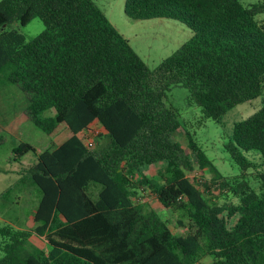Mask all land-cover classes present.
I'll return each instance as SVG.
<instances>
[{
    "label": "trees",
    "instance_id": "obj_1",
    "mask_svg": "<svg viewBox=\"0 0 264 264\" xmlns=\"http://www.w3.org/2000/svg\"><path fill=\"white\" fill-rule=\"evenodd\" d=\"M123 11L131 19L178 20L192 35L150 69L94 0H0V83L29 93L31 121L50 140L44 150L22 141L13 149L18 183L29 182L39 196L34 228L0 223V264H196L202 256L211 258L207 264H264L262 6L124 0ZM33 17L44 28L28 41L7 29ZM173 86L186 88L202 119L215 121L261 98L225 144L238 174L220 173L187 129L185 147L175 139L183 125L165 103ZM94 121L107 141L88 149L79 133ZM63 132L67 138L54 147ZM193 161L203 190L188 177ZM157 163L165 165L161 181L145 173ZM140 186L180 216L163 219L135 201ZM213 188L235 200L207 197ZM32 235L45 247L28 251Z\"/></svg>",
    "mask_w": 264,
    "mask_h": 264
},
{
    "label": "rangeland",
    "instance_id": "obj_2",
    "mask_svg": "<svg viewBox=\"0 0 264 264\" xmlns=\"http://www.w3.org/2000/svg\"><path fill=\"white\" fill-rule=\"evenodd\" d=\"M240 1L244 5L257 3L262 6V11L256 15V20L260 24L264 23V0ZM94 2L100 7L114 28L129 41L131 47L150 69L155 68L182 43L189 40L192 35L191 30L184 23L175 19L151 18L141 20L128 18L123 11L124 0H94ZM43 28L42 21L37 17L31 18L24 26H21L18 22H12L7 26L9 30H17L24 36L26 41L39 34ZM28 97L29 93L22 91L19 86L0 83V130L6 128L12 132L0 134V193L4 190L9 191V198L5 200L9 207L2 206L3 201L0 200V217L12 220L22 228L32 229L35 226L33 208L37 202L36 197L39 196V192L35 187L29 186V182L16 183L17 175L13 170L19 169V163L12 159L13 149L18 142H27L39 149H43L47 144V135L31 121L27 111ZM188 98L189 92L182 86H173L167 92L165 103L177 109L179 121L183 125L174 131L175 139L185 147V130L187 129L194 135L195 141L220 173L229 177L238 174L240 167L230 157L225 144L231 136L233 124L255 112L261 105V98L235 105L218 121L211 118L202 119L200 107L191 103ZM47 113L51 114L50 111ZM89 129L94 135L95 142L98 143L96 148L103 146L107 138L103 135L101 126L93 123L89 126ZM32 155V153L25 155L22 162L25 164L32 158ZM193 164L194 171L187 172L188 177L190 181L203 190L202 180L198 176L194 177L198 166L194 161ZM145 173L149 178L161 181L160 173L165 174V165L163 163L154 164ZM204 173L207 179L211 178L212 173L208 168H204ZM249 181L257 191H260L258 182L253 177L249 178ZM97 191L98 186L91 187L93 196L96 195ZM13 194H20L18 195L19 198L15 200V206L12 204L14 202ZM217 195L218 190L213 188L207 194V197L210 196L215 201L220 200V202L235 200L230 195H218L217 199ZM133 198L135 201L143 203L146 209L155 210L163 219H174L180 216L177 212L174 213L161 207L155 194L144 186L135 189ZM35 246L38 245L32 241L26 243L28 251H31ZM210 261L209 256H202L196 264H207Z\"/></svg>",
    "mask_w": 264,
    "mask_h": 264
},
{
    "label": "crops",
    "instance_id": "obj_3",
    "mask_svg": "<svg viewBox=\"0 0 264 264\" xmlns=\"http://www.w3.org/2000/svg\"><path fill=\"white\" fill-rule=\"evenodd\" d=\"M94 123H96V124H98V125H100V123L98 122V121H94ZM101 126V125H100ZM102 128V127H101ZM5 132H11L10 130H8V129H6V128H1V130H0V134H2V133H5ZM102 132L104 133V130L102 129ZM12 133V132H11ZM81 133V132H80ZM80 133H79V136H80ZM67 136H68V133L67 132H63L60 136H58L55 140H54V142H55V144H54V147H56V145L57 144H59L61 141H63V140H65L66 138H67ZM106 137V136H105ZM46 142H47V144L45 145V147L43 148V149H41V150H44V149H47L48 147H49V142H50V140H49V138L47 137V140H46ZM33 145V144H32ZM23 158H24V156L22 157V158H20V160H21V162H22V160H23ZM30 160V159H29ZM28 160V161H29ZM27 161V162H28ZM17 162V161H16ZM18 163V162H17ZM20 164H19V169H14L13 170V172L17 175V182L16 183H18V179L20 178V172H19V170H20ZM0 171H1V169H0ZM20 183V182H19ZM21 190V189H20ZM14 195V197H13V201L14 202H12V204L15 206L16 205V203H15V200L16 199H18L19 198V196L18 195H20V194H13ZM38 197V196H37ZM36 197V199H37V202H38V198ZM7 198H9V191L8 190H4L2 193H0V200H2L3 202H2V206H4V207H9V205L5 202V200L7 199ZM37 202H36V204H35V206L37 205ZM35 206H34V208H35ZM34 208H33V211H34ZM33 221H34V219H33ZM0 223H3V224H9V225H11L12 227H14L15 229H19V230H24L25 228H22V227H20V226H18L15 222H13L12 220H7L6 218H2V217H0ZM26 230H28V229H26ZM29 241H32V242H34V244H36V245H38V246H35V247H39V248H44L45 247V244L42 242V239L41 238H39V237H37V236H35V235H32L31 237H30V239H29ZM38 241V242H37ZM37 243H39V244H37Z\"/></svg>",
    "mask_w": 264,
    "mask_h": 264
},
{
    "label": "built area",
    "instance_id": "obj_4",
    "mask_svg": "<svg viewBox=\"0 0 264 264\" xmlns=\"http://www.w3.org/2000/svg\"><path fill=\"white\" fill-rule=\"evenodd\" d=\"M80 138L83 144L86 146V148L93 149L95 147L96 142L94 139V135L92 134V131L89 128L81 131Z\"/></svg>",
    "mask_w": 264,
    "mask_h": 264
}]
</instances>
